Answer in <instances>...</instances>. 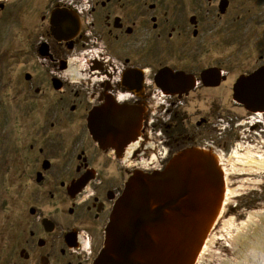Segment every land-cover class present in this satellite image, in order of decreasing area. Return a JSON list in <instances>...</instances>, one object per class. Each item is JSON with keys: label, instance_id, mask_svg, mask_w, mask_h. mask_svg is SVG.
Segmentation results:
<instances>
[{"label": "flooded vegetation", "instance_id": "obj_1", "mask_svg": "<svg viewBox=\"0 0 264 264\" xmlns=\"http://www.w3.org/2000/svg\"><path fill=\"white\" fill-rule=\"evenodd\" d=\"M231 3L0 0V27L8 19L23 46L0 80L1 118L11 119L13 167L29 172L16 178L29 205L7 264H93L132 170H163L186 148H231L242 123L223 115L228 70L198 65L191 45L206 26L197 6L221 18Z\"/></svg>", "mask_w": 264, "mask_h": 264}, {"label": "rangeland", "instance_id": "obj_2", "mask_svg": "<svg viewBox=\"0 0 264 264\" xmlns=\"http://www.w3.org/2000/svg\"><path fill=\"white\" fill-rule=\"evenodd\" d=\"M230 5L228 13L221 18L210 14L203 15L206 8L203 5L197 6L206 26L200 36L191 40V45L198 56L196 59L198 65L221 62L228 70L226 90L229 97L227 96L228 100L225 101L223 115L227 120L232 118L235 122L242 123V126L236 127L239 128L240 137L230 144L231 148L228 150L221 148V151L209 150V153L214 158L222 156L225 167L232 172V163H237V168L241 167L239 162L235 161L234 151L242 153L244 149L255 147L261 149L260 153L264 155V120L257 118V113L247 112L243 106L235 103L230 95L231 86L236 78L264 65V0H232ZM11 32V22L6 19L0 27V80L3 74V79L7 77L4 81H8L13 74L12 56L15 51L19 50L20 53L23 49L22 44L14 43ZM17 58L19 61H26L20 54ZM21 87L19 85L20 89ZM0 97H3L1 87ZM24 98L26 96L20 92L19 99ZM1 117L0 111V264H7L16 254L12 239L13 226L21 213L27 215L29 205L26 203L27 199L18 202V193L25 194L24 197L28 193L25 191L26 186H22V182L19 184L16 178H26L29 172L22 168L16 171L13 167L14 148L11 142L13 137L9 130L11 119ZM257 120H263L262 125H254ZM249 135L255 139L247 141ZM223 137L225 141L231 138H226V134ZM136 171L142 170H132L131 175ZM251 171L248 170L247 173L239 171L238 174L229 175L230 193L224 201L221 213H218L212 222L210 233L208 232L209 244L201 254H198L194 264H261L264 258L261 252V241L264 240V172L252 174ZM18 188L20 192L17 191ZM252 212L254 217L248 219L249 213ZM243 223L247 225V231H244L245 234L243 233L240 238L237 236V239L232 240L230 235H235L236 228Z\"/></svg>", "mask_w": 264, "mask_h": 264}, {"label": "water", "instance_id": "obj_3", "mask_svg": "<svg viewBox=\"0 0 264 264\" xmlns=\"http://www.w3.org/2000/svg\"><path fill=\"white\" fill-rule=\"evenodd\" d=\"M202 75L206 84L217 82L212 69ZM231 91L246 111L264 112V65L236 78ZM136 122H130L132 132ZM170 161L124 182L93 264H194L220 208L222 173L209 152L196 148Z\"/></svg>", "mask_w": 264, "mask_h": 264}, {"label": "bare ground", "instance_id": "obj_4", "mask_svg": "<svg viewBox=\"0 0 264 264\" xmlns=\"http://www.w3.org/2000/svg\"><path fill=\"white\" fill-rule=\"evenodd\" d=\"M79 65V64H78ZM72 69V68H71ZM67 70V72L69 74H71L73 76V72L72 70ZM67 74V73H66ZM72 78V77H71ZM73 79V78H72ZM257 113V112H256ZM257 118L263 119L264 120V113L262 112H258L257 113ZM262 120V121H263ZM254 124L259 125L258 122H255ZM261 149H256L255 147L253 148H247L244 149L242 151V153H239L238 151H234V158L236 162H239L238 164H240L241 167H236L237 163H232V172H230L224 165L223 163V157L222 156H216L215 160L218 163L220 170H221V175L223 178V186H222V198H221V203H220V208L218 210V213L220 214L222 211V207H224V201L225 199H227V195L230 193L229 190V186H228V177L229 175L231 176L232 174H238L239 171L245 172L246 171H251L250 173L254 172V173H262L264 172V155L262 153H260ZM226 160V159H225ZM230 161V160H229ZM231 169V168H230ZM239 170V171H236ZM244 173V174H245ZM253 174V173H252ZM218 215V214H217ZM254 217V213H249V218L248 219H252ZM248 222V221H247ZM228 221L225 223L227 224ZM226 226V225H225ZM247 226V225H246ZM245 226V223L241 224V226L239 225L238 228H236V233L235 235H230V238L232 240L237 239V236H239V238L241 236H243L244 231H247V228ZM210 233V232H209ZM231 234V233H230ZM234 234V233H232ZM245 234V233H244ZM247 235V234H246ZM264 238V237H263ZM262 239V238H260ZM209 234L207 239L203 242V246H201V249L199 251L198 254H201L202 251H204L206 249V246L209 244ZM262 242V249L261 252L264 256V240L261 241ZM256 246V245H255ZM246 247V246H245ZM256 254V253H255ZM258 255V254H257ZM256 256V255H255ZM198 258V255H197ZM264 259V258H263ZM262 259L261 264H264V260ZM255 263V262H254Z\"/></svg>", "mask_w": 264, "mask_h": 264}]
</instances>
